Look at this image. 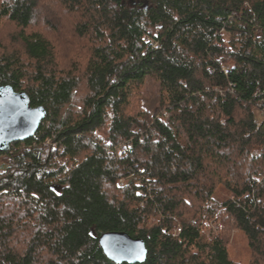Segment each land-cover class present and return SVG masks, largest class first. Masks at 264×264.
Masks as SVG:
<instances>
[{
    "label": "trees",
    "instance_id": "1",
    "mask_svg": "<svg viewBox=\"0 0 264 264\" xmlns=\"http://www.w3.org/2000/svg\"><path fill=\"white\" fill-rule=\"evenodd\" d=\"M1 86L47 117L0 153V264H114L108 232L143 264H264V0H0Z\"/></svg>",
    "mask_w": 264,
    "mask_h": 264
},
{
    "label": "water",
    "instance_id": "2",
    "mask_svg": "<svg viewBox=\"0 0 264 264\" xmlns=\"http://www.w3.org/2000/svg\"><path fill=\"white\" fill-rule=\"evenodd\" d=\"M46 117L44 107H31L27 94L17 93L10 86H1L0 153H8L14 143L35 137ZM99 245L105 257L114 264H143L147 260L145 242L124 232L102 234Z\"/></svg>",
    "mask_w": 264,
    "mask_h": 264
},
{
    "label": "rangeland",
    "instance_id": "3",
    "mask_svg": "<svg viewBox=\"0 0 264 264\" xmlns=\"http://www.w3.org/2000/svg\"><path fill=\"white\" fill-rule=\"evenodd\" d=\"M49 4V3H48ZM44 5L42 10L44 11L41 12L43 13L42 16L43 18L53 21L52 23H56L57 19L59 17V13L58 10H55V8L53 6L49 5ZM43 26V23L41 24ZM159 86L158 84L151 78H147L145 81L144 86L142 87V90L139 94V100L141 103V107L142 109H144V111L150 113L151 115H155L157 113V109L159 106ZM257 114V111H256ZM164 116L165 119L168 120L170 118V114L164 112ZM258 116V120L259 122H261L263 120V117ZM97 137L98 139H100L102 141V143L104 144H110L113 141L110 139L109 137V133L106 130V127L104 126L103 128H100L97 131ZM9 160L5 157V156H0V174L3 172L4 166H6L8 164ZM207 234L209 239H213L214 237H216L219 232L221 231L220 229L222 228V223L219 221V219L217 217H215L214 219H212L211 221H209L207 224ZM180 230V225L178 224L176 228H174L173 233L175 235L179 234ZM233 231V230H232ZM236 232L233 231L231 233V237H230V241H229V245L228 248L231 252L234 251V238L236 236ZM240 235V234H239ZM240 238V237H239ZM237 239V238H236ZM242 239V238H240ZM235 254H237V252L235 251Z\"/></svg>",
    "mask_w": 264,
    "mask_h": 264
},
{
    "label": "built area",
    "instance_id": "4",
    "mask_svg": "<svg viewBox=\"0 0 264 264\" xmlns=\"http://www.w3.org/2000/svg\"><path fill=\"white\" fill-rule=\"evenodd\" d=\"M129 148H131V145H121L119 146L118 150L121 152H125L127 151ZM52 152L54 154V159L58 160L60 154L63 152L62 148L56 146V145H52ZM121 185H123V182L120 183ZM179 232H181V229L179 230Z\"/></svg>",
    "mask_w": 264,
    "mask_h": 264
}]
</instances>
